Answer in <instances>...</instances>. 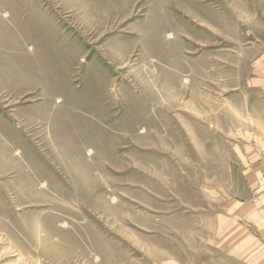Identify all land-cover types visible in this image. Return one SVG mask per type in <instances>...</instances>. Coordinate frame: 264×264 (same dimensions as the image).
Returning <instances> with one entry per match:
<instances>
[{
  "label": "rangeland",
  "instance_id": "1",
  "mask_svg": "<svg viewBox=\"0 0 264 264\" xmlns=\"http://www.w3.org/2000/svg\"><path fill=\"white\" fill-rule=\"evenodd\" d=\"M0 264H264V0H0Z\"/></svg>",
  "mask_w": 264,
  "mask_h": 264
}]
</instances>
